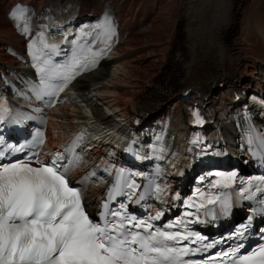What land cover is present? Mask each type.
I'll return each instance as SVG.
<instances>
[{
    "label": "bare ground",
    "instance_id": "1",
    "mask_svg": "<svg viewBox=\"0 0 264 264\" xmlns=\"http://www.w3.org/2000/svg\"><path fill=\"white\" fill-rule=\"evenodd\" d=\"M6 1L0 0V53L7 42L20 44L5 17ZM91 1L101 10L108 0ZM111 1L128 36L113 57L76 82L80 103L73 100L71 107L55 111L53 140L62 139L63 131L71 132L75 123L89 122L84 104L99 125L111 128L117 120L135 130L149 128L156 120L164 139L183 154L192 148L194 134L212 132L219 124L228 128L243 105L231 101L233 88L247 92L263 87L259 78L264 77V0ZM1 56L17 67L16 61ZM100 105L118 114L104 113ZM168 119L170 131L165 130ZM177 130L184 137L180 147L171 138ZM100 189L96 185L92 190L91 205Z\"/></svg>",
    "mask_w": 264,
    "mask_h": 264
},
{
    "label": "snow or ice",
    "instance_id": "2",
    "mask_svg": "<svg viewBox=\"0 0 264 264\" xmlns=\"http://www.w3.org/2000/svg\"><path fill=\"white\" fill-rule=\"evenodd\" d=\"M11 15L16 22L24 21L22 9ZM111 215L120 216V222L91 221L81 207L80 193L58 173L55 160L40 167L0 164V264H185L182 256L188 250L168 243L187 239L179 231L148 232L152 225L141 221L134 227L146 224V235L128 232L124 221L133 218ZM239 261L264 264V244Z\"/></svg>",
    "mask_w": 264,
    "mask_h": 264
},
{
    "label": "rangeland",
    "instance_id": "3",
    "mask_svg": "<svg viewBox=\"0 0 264 264\" xmlns=\"http://www.w3.org/2000/svg\"><path fill=\"white\" fill-rule=\"evenodd\" d=\"M163 40H165V37L163 36Z\"/></svg>",
    "mask_w": 264,
    "mask_h": 264
}]
</instances>
